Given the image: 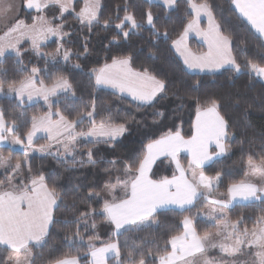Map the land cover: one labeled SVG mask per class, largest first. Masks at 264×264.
Masks as SVG:
<instances>
[{"label": "trees", "instance_id": "obj_1", "mask_svg": "<svg viewBox=\"0 0 264 264\" xmlns=\"http://www.w3.org/2000/svg\"><path fill=\"white\" fill-rule=\"evenodd\" d=\"M195 2L200 3V0ZM209 3L212 4L217 21L224 26L225 33L233 38L232 53L237 61L242 66L246 59L264 64L263 38L240 16L231 0H209ZM100 5L101 23L94 24L91 30L79 23L75 13L60 19L56 17L58 24H69L68 31L72 32L70 37L64 38L61 43L52 40L41 45L42 53L34 51L30 42L25 41L19 45V57L8 53L0 60V81H3L4 89V94L0 97V110H3L9 124L15 121L16 132L21 135V139L25 138L23 133L30 130L32 117L42 115L49 109L41 102H19L6 93L9 83L19 84L20 80L32 75L33 67L40 69L37 73L39 81L42 80L46 85L53 84L61 75L72 84L75 99L71 92L62 93L56 97L51 105L52 109L69 119H75L83 105L94 100L100 113L96 116L97 123L102 117L111 114L113 123H126L128 128L114 146L112 142H85L80 145L75 158L76 161L83 160V164L74 163L72 157L57 158L39 154L28 157L26 164L24 151L10 146L1 148L2 153L10 156L13 162L20 161L23 164L25 175L30 165L32 174L44 175L49 187H55L58 193V206L53 210L55 222L51 224L46 243L43 247L32 249L37 254V264H43L39 253H43L45 259L50 254L79 255L81 264H89L90 250L87 241L90 237L100 239L93 244L95 247L118 240L121 245V260H124V253L135 243L139 245L134 251L137 260L143 253L146 264H158L159 258L155 254H163L165 242L170 236L182 233L185 216L195 221L196 231L201 235L216 229L215 224L197 216L204 209L200 199L186 211L173 208L159 210L149 224L125 231L122 235H114L113 225L103 216L95 215L90 219L88 228L83 224L79 228L82 242L78 240L70 245L65 239L76 230V218L80 212L87 211L89 205L99 209L102 204V199L99 202L86 199L89 190H103L106 183L124 174L125 162L130 163L141 156L150 141L159 139L169 131L174 133L179 130L184 138L192 136L197 108L194 98H199L201 105L209 99L217 100L219 112L228 122L230 135L226 143L230 146L229 153L203 167L206 176L215 177L218 172L221 174L220 183L213 188L216 195L226 193L229 183L244 179L249 156L253 157L254 162H259L260 157L264 156V79L254 73L250 75L247 69L241 73L227 70L214 73L191 72L173 50L172 41L183 33L192 18L188 0H175L172 9H167L155 0H100ZM79 8L80 4H76V11ZM148 10L153 13L155 28L159 34H155L152 26L147 24ZM52 11L57 14L55 8H51ZM126 12L133 14L142 24L141 28L130 30L127 38L115 27ZM34 15V11L25 10L23 17L27 24L33 22ZM105 19L111 22L107 27L103 26ZM128 29L129 27H125L124 31ZM59 45L71 50L72 55L68 61L47 58L46 54L55 52ZM114 57H131L133 68L140 71L147 68L157 78L164 79L167 84L165 93L152 104H140L112 90L98 87L92 72ZM90 125L86 118L77 127L81 129ZM88 149L93 150L96 164L87 163ZM113 160L117 163H107ZM9 173L1 172L0 180ZM172 174L173 168L166 159L158 160L151 172L153 179L170 177ZM260 215H264V205L259 202L235 204L229 210L232 220L243 217L241 224L248 228L253 227ZM92 220H95V228L91 227ZM125 241L128 242L127 248ZM167 250L170 251L169 244ZM149 251L152 255H148ZM108 264H117V258H109Z\"/></svg>", "mask_w": 264, "mask_h": 264}, {"label": "snow or ice", "instance_id": "obj_2", "mask_svg": "<svg viewBox=\"0 0 264 264\" xmlns=\"http://www.w3.org/2000/svg\"><path fill=\"white\" fill-rule=\"evenodd\" d=\"M151 2V0H150ZM238 10L241 17L251 24V26L264 37V0H231ZM175 0H163V4L172 7ZM27 9H35L38 13L42 12L49 4L59 5L61 15L68 12L69 9L75 13L76 19L91 30L94 24H100L99 10L100 0H84L83 7L76 12L72 0H23ZM191 8L195 11V18L190 20L181 34L180 38L173 40L177 52L184 58V63L189 68L200 70L209 69L227 70L233 73H241L245 69L249 74L264 79V64L258 63L252 59H246L243 66L237 61L232 53V36L225 33L224 26L217 21L209 0H189ZM15 9L12 0H0V21L7 20L4 25L6 31L0 36V57H4L7 49H15L16 55H21L17 43L25 36L32 40L34 50H38L39 41L45 37L62 36L63 25L52 24L44 16L33 17V23L27 24L24 20L10 16ZM201 14L207 17V29H200L199 19ZM119 19V18H118ZM14 21V23L12 22ZM146 21L151 25L154 33L159 34L155 28L154 17L151 10L146 13ZM110 20H103V26L110 25ZM120 29L123 36L127 38L129 31H124L125 27L130 30L139 29L142 24L138 22L135 16L127 13L115 25ZM196 30L202 35L208 43V51L200 55L192 53L185 43L189 31ZM9 37H14L15 43ZM115 39V37H114ZM243 43V42H242ZM63 45L58 46L56 54L58 55ZM85 51L87 47L85 46ZM71 50L63 51V60L68 61L71 57ZM55 59V55L53 56ZM131 57H114L111 64H105L98 71H95V83L99 85H108L120 93H129L135 101L141 104H152L155 99L163 95L167 84L164 79L149 72L147 68L141 71H134L131 66ZM79 67V65H75ZM40 69L33 67L32 75L19 81L8 84V89L15 92L21 100L25 93L29 100L33 94L42 95L45 101L49 96H55L58 90L65 93L71 92L73 99L75 94L70 81L64 76H58L53 82L52 87L41 85L37 88V81L34 79ZM3 89V81H0V90ZM197 103L196 119L193 124L194 132L189 139H185L179 130L169 131L157 140L150 141L143 154L132 162H125L124 179L116 177L115 183L110 181L104 185V192L107 198H103L99 209L88 206L87 211L79 213L76 218V230L71 236L65 239L70 245L82 242L79 228L81 224L85 228L89 227L90 219L95 215H101L104 219L114 226V235H122L125 231H131L139 228L141 224L148 221L161 208L176 206L181 211H186L195 206V202L201 198L208 204L207 218L215 222L217 230L214 233L199 234L194 226L191 217L183 218V232L172 235L165 242V251L163 254L157 252L155 255L159 258V264H216L215 258L208 257L210 249L218 248L222 256H227L229 260L221 259L220 264H239L240 255H249L251 260L244 264H264V215L257 217L253 227L249 229L245 226L240 228L243 217L238 220H232L228 216L227 210L234 206L237 201L256 203L264 205V156L260 157L259 162H254L253 157L248 158L249 172L246 178L227 185L226 193H220V198H215L216 194L213 188L218 185L222 179L218 172L215 177L206 176L203 172L204 165L212 160V157L222 155L229 151L230 146L225 143L229 137L228 122L219 112V103L215 99L207 100L203 105L199 98H194ZM90 109V110H87ZM59 120L52 121L51 113L41 118L40 125L43 130L51 133L55 130V136L50 135V140H56L58 144L62 143L64 152L52 153L48 149L51 145H40L39 152L53 155L57 158H66L71 155L74 163L83 164L84 161H76L75 150L78 137H90L95 143H109L112 146L128 131L126 123L115 124L112 116L102 117L99 123L96 122V116L100 115L97 111L95 101L84 104L77 113L75 119H69L62 113L57 112ZM163 115V113H156ZM88 119L91 127L87 132H75L78 124ZM33 127L23 135L27 139L25 147L34 145V136L37 132V118L32 117ZM17 125L15 121L9 124L5 120L3 110H0V145L8 142L7 134H12L11 145L24 144L21 135L16 132ZM63 129V132L60 131ZM63 137V139H61ZM215 143L219 150L217 153L209 154V143ZM181 149H187L191 153V159L185 168L178 159ZM160 156L170 157L175 163L176 171L171 177L163 176L159 179H153L150 173L152 166ZM87 163L96 164L93 150L87 151ZM109 164H116L117 161H108ZM0 169L5 173L11 171V175H6L0 180V245L6 246L11 250L12 255L6 258H0V264H37V254L33 253V247H43L48 236L49 226L55 222L53 215L54 207H57L58 193L55 187H49L45 176L33 175L32 168L29 165L27 175L24 174L23 165L20 161L11 163L9 157L0 154ZM107 171V170H106ZM178 172V175L176 174ZM191 172V178L188 173ZM19 181V182H17ZM120 193L117 195V193ZM87 200H101L100 193L89 190L86 194ZM75 207V204L73 205ZM67 223V221H65ZM91 227L95 228V220L91 221ZM171 245V250H167V245ZM247 245L249 249L255 248L256 251L249 250L244 252L243 246ZM91 264H106L108 254H114L117 258V264H146L145 254L141 253L137 260L134 251L139 247L135 243L131 249L124 253V260H121V245L118 240L104 242L103 246L96 248L92 244V238L88 242ZM125 247L128 242L125 241ZM21 254L23 258L21 259ZM43 264H80L79 255L65 253L61 256H52L45 259L43 253L38 254ZM148 255H152L149 251Z\"/></svg>", "mask_w": 264, "mask_h": 264}, {"label": "rangeland", "instance_id": "obj_3", "mask_svg": "<svg viewBox=\"0 0 264 264\" xmlns=\"http://www.w3.org/2000/svg\"><path fill=\"white\" fill-rule=\"evenodd\" d=\"M12 2L15 4V9H14V11L12 12V13H10V16H15V13H16V6H17V4H16V2H14V0H12ZM73 3V2H72ZM76 4H80V8H81V5H82V3L81 2H77V3H73V5H74V7H75V10H76ZM83 7V6H82ZM79 8V9H80ZM35 10V9H34ZM29 11V10H28ZM36 11V10H35ZM49 11V10H48ZM48 11H46L44 14H43V16L45 17V18H49L50 20H52V21H50V23H52V26H55V25H63V28H62V33H65L66 35H62V36H51V35H49V36H47V37H45L44 39H41L38 43H39V48H38V50H34L33 49V46H32V40H31V38L29 37V36H25V37H23V38H21L20 40H22V39H29V41H31V47H32V49L34 50V51H36V52H39V53H42V51H41V49H40V47H41V45H43V44H46V43H48V42H50V41H52V40H57L59 43H61L62 42V40L64 39V38H67V37H70L71 35H72V32H69L68 31V26H69V24H67V23H59L58 24V22H56L55 20H56V17H57V19H60L62 16H65V15H68V14H70V13H74V12H72V10L71 9H69V11L68 12H65V13H63L62 15H61V13L59 12V11H57V14H56V11H52L51 12V10H50V13L48 12ZM37 12V11H36ZM76 12H79V10L77 9V11ZM38 15H41L40 14V12L39 13H37V16ZM35 16V15H34ZM23 18V17H22ZM22 18H20V17H17V19H22ZM24 19V18H23ZM25 20V19H24ZM13 23H14V21H12ZM55 22V23H54ZM6 23H8V21L7 20H5V21H0V36H3V33H4V31H6V28L4 27V25L6 24ZM33 23V22H32ZM79 23H80V21H79ZM74 25H75V23H74ZM82 25V24H81ZM128 31H130V27H129V29H128ZM85 37V36H84ZM180 37V36H179ZM8 39H12L13 40V43H15L16 41H15V39H14V37H9ZM19 40V41H20ZM17 46V48H19V45L17 44L16 45ZM60 46V45H59ZM20 50V49H19ZM65 50V47L63 46V48L61 49V51H60V53L57 55L56 54V51L55 52H53V53H48V54H46V56H47V58L48 59H51V60H53V61H56V60H63V51ZM8 53H13V54H16V50L15 49H7V51H6V54H8ZM5 54V55H6ZM43 54H45V53H43ZM55 55V59H53V56ZM3 57H0V60L2 59ZM64 61V60H63ZM110 62V61H109ZM108 63V62H107ZM105 65V64H104ZM103 65V66H104ZM102 67V66H101ZM101 67H99V68H97V69H95L93 72H92V75H94V73H95V71H97L98 69H100ZM133 67V66H132ZM135 69V68H134ZM138 71H140V70H138ZM142 72V71H141ZM29 77V76H28ZM38 79H39V77H38ZM19 84H16V86H18ZM46 85V84H45ZM40 87V86H39ZM48 87H50V86H48ZM8 92H9V89L7 88V95H8ZM4 94V89H2V90H0V97L2 96ZM59 95H61V94H59ZM58 95V96H59ZM33 97H36V98H34V99H39V98H41L42 99V103H44L45 105H47L48 107H50V109H52L51 107V105L54 103V101L56 100V98H49L48 99V101H45L44 100V98H43V96L42 95H37V94H35L34 93V95H33ZM195 118H196V116H195ZM195 120V119H194ZM194 124V123H193ZM77 127V126H76ZM194 129V128H193ZM8 135V137H9V140H8V142H6V143H4V144H2V145H0V154H2L3 156H5V157H9L10 158V156H8V155H5L4 153H2V151H1V148L3 147V146H10L11 148H13V149H15V150H17V149H19V150H22V151H24L25 153H26V157H25V160H24V162L26 163V164H28V157H30L31 155H33V154H39V155H47L46 153H41V152H39V148H38V146L41 144V143H38V145H33V146H30V147H25V145L27 144L26 142V137L24 138V139H22V140H24V144H18V145H11V143H10V141H11V139L13 138L12 137V134H7ZM193 135V134H192ZM190 138V137H189ZM189 138H185V139H189ZM229 139V137L225 140V143L227 142V140ZM26 141V142H25ZM37 144V143H36ZM45 144V146H48V145H50L49 143H44ZM227 144V143H226ZM50 152H52V153H56V152H58L57 150H55V149H51V148H49L48 149ZM77 151V150H76ZM210 151H211V154H213V153H217L219 150L216 148V146H215V144L213 145V146H211L210 147ZM76 153V152H75ZM75 153H74V155H75ZM229 153V151H227L226 153H224L222 156H215V157H217V158H215L213 161H215L216 159H218V158H221V157H223V156H225V155H227ZM70 157H71V155H70ZM168 158V159H167ZM167 158H162V159H166L167 160V162L172 166V168H173V173L176 171V166H175V163L171 160V158L170 157H167ZM11 159V158H10ZM178 159L180 160V163L185 167V168H187V166H188V161L191 159V156H190V154L186 151V150H181V152L178 154ZM160 160V159H159ZM212 161V162H213ZM212 162H208L207 164H205L204 166H206V165H208V164H210V163H212ZM11 163L12 164H15L16 162H13L12 160H11ZM258 163V162H257ZM23 165V164H22ZM153 169V168H152ZM5 170L4 169H0V173L1 172H4ZM10 173L8 174V175H11V171L10 170H8ZM249 172V167H248V169H247V172L246 173H248ZM177 175H178V172L176 173ZM150 175H151V173H150ZM173 175V174H172ZM171 175V176H172ZM188 175H189V178L191 177V172H189L188 173ZM170 176V177H171ZM117 177H120L121 179H124V178H126L125 177V174H123V175H121V176H117ZM246 178V175H245V177H244V179ZM17 182H19V181H17ZM111 183H115L116 182V180L114 179V180H112V181H110ZM96 192H98V193H100V196H101V199L103 200V198H107V196H106V193L104 192V190H101V191H96ZM120 193L118 192L117 193V195H119ZM215 198H220L218 195H216L215 196ZM202 199V198H201ZM198 201V200H197ZM57 203H58V201H57ZM196 203V202H195ZM243 203H248V202H241V201H237V202H235L234 203V205L235 204H243ZM202 204L204 205V209L203 210H201V211H199L198 213H197V216H199V217H202V218H204L205 220H207L208 222H210V223H213V224H215V222H212V221H209L208 220V218H207V213H208V204L202 199ZM170 208H173V209H179V208H177L176 206L175 207H170ZM232 208V207H231ZM230 208V209H231ZM164 209H167V208H164ZM229 209V210H230ZM162 210V209H161ZM229 210H227V212H228V216H229ZM159 211V210H158ZM152 218V217H151ZM151 218H149V220L148 221H145V222H143L142 224H141V226H144V225H146V224H149L150 222H151ZM194 221V220H193ZM194 224H195V221H194ZM140 226V227H141ZM182 226H183V224H182ZM215 226H216V224H215ZM50 227H51V225H50ZM114 227V226H113ZM240 228L241 229H243L244 228V226H242V224H240ZM50 229V228H49ZM249 229H251V228H249ZM217 230V228L214 230V231H212V232H209V233H214L215 231ZM183 232V231H182ZM99 240L100 239H98V238H95V239H92V244H96L97 242H99ZM87 242H89V240L87 241ZM103 246V245H102ZM102 246H100V247H102ZM169 247H170V250H171V245L169 244ZM96 248H99V247H96ZM243 248H244V252L245 253H248L249 252V250H251L252 252H255L256 251V249L253 247V248H251V249H249V247L247 246V245H245V246H243ZM9 255H12V253H11V250H9L7 247H5V246H2V245H0V258H6V257H8ZM112 257H115V256H112ZM111 257V258H112ZM208 257H210V258H215V260H216V264H220V261H221V259H223V260H229L230 258L229 257H227V256H222V254L220 253V251H219V249L218 248H214V249H210L209 250V252H208ZM23 258V255L21 254V259ZM252 259V257L251 256H249V255H240L239 257H238V261H239V264H244V262L245 261H249V260H251ZM88 263H90L89 262V258H88ZM80 264H81V261H80ZM107 264H108V260H107ZM158 264H159V262H158Z\"/></svg>", "mask_w": 264, "mask_h": 264}, {"label": "crops", "instance_id": "obj_4", "mask_svg": "<svg viewBox=\"0 0 264 264\" xmlns=\"http://www.w3.org/2000/svg\"><path fill=\"white\" fill-rule=\"evenodd\" d=\"M155 1H158V2H160V3H162L163 4V0H155ZM189 1V0H188ZM14 2H16V4H17V6H16V13H15V17L17 18V17H20V18H22L23 16H24V13H25V10L26 11H34L35 12V16L34 17H36L37 16V13L38 12H36L34 9H27L25 6H24V4H23V0H14ZM42 2H43V0H42ZM72 2L75 4V3H77V2H81L82 3V6H83V4H84V0H72ZM164 5V4H163ZM174 5H175V3H174ZM174 5L172 6V7H168V6H166V5H164L167 9H172L173 7H174ZM81 6V7H82ZM189 6H190V4H189ZM234 7H235V5H234ZM51 8H55L57 11H59L60 12V10H59V5H56V4H49V6L47 7V8H45L42 12H40V14L43 16V14L46 12V11H48V10H51ZM80 10V9H79ZM190 10H191V12H192V18H191V20L192 19H194L195 18V11L191 8V6H190ZM237 10V9H236ZM237 12H238V10H237ZM239 13V12H238ZM24 18V17H23ZM21 19V20H24V19ZM243 18V17H242ZM47 21H51L49 18H45ZM245 20H246V18H244ZM25 21V20H24ZM247 21V20H246ZM26 22V21H25ZM248 22V21H247ZM249 23V22H248ZM32 24V23H31ZM31 24H29V25H31ZM52 24V23H51ZM250 24V23H249ZM187 26V25H186ZM250 26H251V24H250ZM199 27H200V29H207V27H208V21H207V17L204 15V14H201V16H200V19H199ZM252 27V26H251ZM253 28V27H252ZM254 29V28H253ZM254 31L257 33V34H259L255 29H254ZM184 32V31H183ZM260 35V34H259ZM181 36V35H180ZM180 37H178L177 39H179ZM263 38V40H264V37H262ZM176 39V40H177ZM25 41H28V42H30V44H31V41H29V39H22V40H20L19 41V43H17L18 45H20L22 42H25ZM185 43H186V45H187V48L188 49H190L191 50V52L192 53H195L196 55H200V54H202V53H206L207 51H208V43H207V41L205 40V38L202 36V35H199L198 33H197V31L196 30H192V31H189V33H188V35H187V37H186V40H185ZM173 50H174V52H175V54L179 57V59L182 61V63L184 64V66L186 67V69H188L189 71H191V72H195V73H214V72H218V71H221V70H224V69H221V70H216V71H212V70H209V69H204V70H200V69H197V68H189L188 67V65H186L185 63H184V58L180 55V53L179 52H177V50H176V48H175V46L173 45ZM112 63V60L110 61V62H108V63H106V64H111ZM130 66H131V68L134 70V71H138V70H136V69H134L133 67H132V64L130 63ZM103 67V66H102ZM101 67V68H102ZM99 70V69H98ZM97 70V71H98ZM94 80H95V73H94ZM34 79H36V81H37V84H36V86H37V88H39V86H41L40 84H39V79H38V75L36 74V76L34 77ZM52 85L53 84H50V85H45L44 84V86H50V87H52ZM19 86V85H18ZM17 86V87H18ZM98 87H101V88H105V89H109V90H112V91H114V92H116V93H118L119 95H121V96H124V97H126V98H129V99H131V100H133L134 102H137V103H140V102H138V101H135L133 98H132V96L129 94V93H127V92H125V93H120L118 90H116V89H113L112 87H110V86H108V85H99ZM62 93H65V92H63V91H61V90H58L57 91V94L55 95V96H49V98H56L59 94H62ZM8 95L10 96V97H14V98H16L19 102H26V103H36V102H41L42 103V99L41 98H39V99H34V98H36V97H33L32 96V99L31 100H29L28 99V97H27V93H25V95H24V98H23V100H21L20 98H19V96H17V94L15 93V92H11V91H9L8 92ZM34 95V94H33ZM160 97V96H159ZM156 100V99H155ZM141 104V103H140ZM47 106V105H46ZM58 111H56V110H54V109H50V107H49V109L47 110V112L46 113H44V114H42V115H39V116H37L36 118H37V120H36V124H37V132H36V135L34 136V145H38V142H40V141H42L41 142V144L40 145H45L44 143L46 142V143H49L50 145H51V149H55V150H57L58 152H60V153H63L64 152V149H63V146H62V143H60V144H58L57 142H56V140H50L48 137L50 136V135H53V136H55V130H53L51 133H49V132H46V131H44L43 130V127H41V125H40V120H41V118H43V117H46V116H48L50 113H51V120L52 121H57V120H59V116L58 115H56V113H57ZM196 119V118H195ZM194 122H195V120H194ZM32 127H33V123H32V126H31V128H30V130H32ZM91 127V125L90 126H88V127H86V128H81V129H79L78 127H75V129H74V131L75 132H87L88 131V129ZM60 131L61 132H63V129H60ZM193 132H194V129H193ZM124 135V134H123ZM122 135V136H123ZM121 136V137H122ZM121 137H118L117 138V140L118 139H120ZM61 139H63V137H61ZM27 141V140H26ZM25 141V142H26ZM85 142H93V139L92 138H90V137H78L77 138V141H76V150L79 148V146L80 145H82L83 143H85ZM27 143V142H26ZM37 143V144H36ZM215 143L213 142V143H209V145H208V148H207V150H208V153L211 155V151H210V147L211 146H213ZM40 145L38 146V148L40 147ZM76 150H75V152H76ZM181 150H186L189 154H190V156H191V153L187 150V149H181ZM181 152V151H180ZM179 152V153H180ZM223 155V154H222ZM222 155H219V157L220 156H222ZM68 157H70V156H68ZM67 158V157H66ZM162 158H167V156H160V157H158L157 158V160H156V162L159 160V159H162ZM215 158H217V157H215V156H213L212 157V160L211 161H209V162H212ZM168 159V158H167ZM155 162V163H156ZM155 163L153 164V166H152V168L154 167V165H155ZM208 163V162H207ZM206 163V164H207ZM191 178V177H190ZM170 207H175L174 205L173 206H169V207H167V208H170ZM55 208V207H54ZM161 209H164V208H161ZM161 209H159V210H161ZM54 210V209H53ZM49 228H50V226H49ZM2 246H4V245H2ZM6 247V246H5ZM100 248V247H99ZM10 250V249H9ZM112 256H114V254H108V256H107V260L109 259V258H111ZM88 258H89V264H91V260H92V258H91V256L90 255H88ZM106 264H107V262H106Z\"/></svg>", "mask_w": 264, "mask_h": 264}]
</instances>
